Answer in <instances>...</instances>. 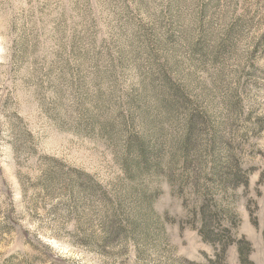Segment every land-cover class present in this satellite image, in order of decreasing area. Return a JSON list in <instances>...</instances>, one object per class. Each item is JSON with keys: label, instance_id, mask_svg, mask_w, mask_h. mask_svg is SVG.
I'll return each mask as SVG.
<instances>
[{"label": "rangeland", "instance_id": "374dc122", "mask_svg": "<svg viewBox=\"0 0 264 264\" xmlns=\"http://www.w3.org/2000/svg\"><path fill=\"white\" fill-rule=\"evenodd\" d=\"M203 186L264 252V0H0V264H208Z\"/></svg>", "mask_w": 264, "mask_h": 264}, {"label": "trees", "instance_id": "16d2710c", "mask_svg": "<svg viewBox=\"0 0 264 264\" xmlns=\"http://www.w3.org/2000/svg\"><path fill=\"white\" fill-rule=\"evenodd\" d=\"M185 116H189L186 121V127L188 129V132L192 134L197 127L198 120L194 115H190V113L188 114L185 112ZM189 158L190 157L187 156V168H189V165L193 163V161ZM198 160L200 161V163H202V160L200 158ZM211 163L214 164L213 171L215 175L223 174V176H225L220 177L218 185L220 189H222L223 192L226 193L229 190L228 185H231L232 177L230 176V174H232V172L235 170V166H233V162L229 161L228 159L227 162H222L220 159H211ZM227 172H229V174H227ZM226 175L229 177H226ZM224 181L227 183L222 184V182ZM201 192L202 193L199 194L204 199V203H202L200 207H196V209L193 211V216L195 218H198L197 223H201L202 225L199 230V233L203 237V240L209 244H212L217 250L215 258L209 260L208 264H227V252L232 245L237 246L240 264H255L250 258L252 252V245L245 237L239 240H235L233 239L232 235H230V228L216 229L212 227V223L218 221L220 217L224 215V213H226L227 217L230 214L224 209L223 203H216V199L214 198L215 195L214 193H212L209 187L203 186ZM221 201H223V198ZM198 209L199 213H197ZM251 219L252 223L257 226V220L255 217H253V215L251 216Z\"/></svg>", "mask_w": 264, "mask_h": 264}, {"label": "crops", "instance_id": "0c3cea01", "mask_svg": "<svg viewBox=\"0 0 264 264\" xmlns=\"http://www.w3.org/2000/svg\"><path fill=\"white\" fill-rule=\"evenodd\" d=\"M254 252H252V254L250 255L251 260L255 263V264H264V258L260 257L259 255H264V252L260 249L259 251V255H253Z\"/></svg>", "mask_w": 264, "mask_h": 264}]
</instances>
